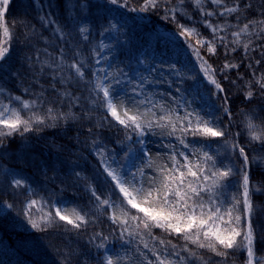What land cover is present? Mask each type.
Returning <instances> with one entry per match:
<instances>
[{"label":"snow or ice","instance_id":"1","mask_svg":"<svg viewBox=\"0 0 264 264\" xmlns=\"http://www.w3.org/2000/svg\"><path fill=\"white\" fill-rule=\"evenodd\" d=\"M134 2L76 0L71 7L65 4V8L95 9L97 20L107 21L101 36L126 26L125 11L161 13L177 29L174 35L184 38L200 76L212 86L209 95L222 101L220 111L228 117V124L223 123L208 96L198 88L196 93L204 107H193L195 98L188 99L179 87V97L160 94L153 98L145 90L152 83L147 77L134 83L123 69L109 71L75 59L81 52L74 48L66 54L71 41L66 39L64 29L56 19L49 18L54 14L42 16L44 26H51L53 35L64 44L55 50V55L44 49L50 59L41 62L36 55L26 57L25 62L33 71L34 63L40 62L41 74L49 70V87L68 110L46 106L47 90L36 77L33 80L39 84L38 93L29 87L23 89L25 95L34 98L25 99L0 88V148L7 147L6 139L68 126L69 121L92 120V114L102 110V118L88 126L87 132L92 137L90 154L96 157L105 182L102 192L95 185L88 186L91 217L71 202L53 204L43 199H29L24 214L34 229L44 231L51 226L65 231L75 229L77 233L86 232L103 217L109 222L108 234L97 231L89 239L95 250L91 264H237L238 260L240 264H264V249L257 247L264 244V210L254 200L264 194V179L253 180L254 172L264 169V0H138L133 6ZM10 3L11 0H0V30L4 37L0 41V73L11 72L23 84L19 73L5 67L12 52L13 33L6 22ZM197 25L206 29L209 36L205 37ZM78 32L87 42L92 28L78 27ZM32 36L27 33L25 41L30 43ZM98 49L92 50L97 66L110 59L103 40ZM220 51L225 59L218 71L209 58ZM237 51L242 53L239 63L229 59ZM241 64L250 73L243 85V103L248 111H241L247 147L239 140L241 133H235L233 139V113L222 83L229 80L233 70L243 80L239 75ZM168 70L176 78L166 81L169 87L176 81L197 80L196 74L178 66V61L170 63ZM81 83L90 93L83 99L72 90ZM121 84L131 85V89L117 90ZM231 84L236 85V80H231ZM73 108H80L79 116ZM104 130H115L114 143L119 149L104 143ZM121 135L123 140L119 139ZM149 137L167 141L159 143L162 151L153 153ZM253 145L259 147L252 148ZM66 150L60 147L61 152ZM46 163L55 171L51 162ZM0 171L13 176V189H23L15 195L27 196L32 191L23 178H15L11 171L2 168ZM72 171L78 180L87 182L81 172ZM33 209L41 213L39 219H33ZM69 209L74 219L69 218ZM57 221L71 228L65 229ZM73 255L78 254L66 253L63 264H71Z\"/></svg>","mask_w":264,"mask_h":264},{"label":"trees","instance_id":"2","mask_svg":"<svg viewBox=\"0 0 264 264\" xmlns=\"http://www.w3.org/2000/svg\"><path fill=\"white\" fill-rule=\"evenodd\" d=\"M92 2L95 3L96 0H92ZM258 2L259 0H257ZM75 3L76 0H11L6 14V22L10 27V32L13 33L12 52L5 67H10L13 72L19 73L24 83H19L11 72L0 73V88H6L12 94L24 96L25 99L34 98L25 95L23 89L29 87L33 92L38 93L39 84L34 83L33 80V77H36L47 90L45 92L46 106L50 105L62 111L68 110L67 104L61 102L49 87V70L45 69L44 74H41L38 71L41 67L40 62L34 63L35 71L29 69L25 62L26 57L34 58L36 55H39L41 62L50 59L44 49L48 48L55 55V50L64 44L58 36L53 35L51 26L45 27L40 19V17L51 13L54 15L49 18L59 22V25L64 29L66 39L71 41L66 46V54L69 49L74 48L81 52V56L74 57L75 59H84L86 63L94 67L108 68L109 71L123 69L129 73V77L134 78V83L139 82L141 77H147L152 83L146 86L145 90L153 98H159L160 94L179 97V93L176 92V88L179 87L188 99L195 98L193 107H204V103L196 93L198 88L208 96V102L213 105V109L222 118L223 123L228 124V117L224 115L223 111H220L222 101L215 95H209L212 86L207 85L200 76L191 51L184 45V38L174 35L177 29L165 20L161 13L137 14L125 11L126 26L101 36L100 32L107 21L97 20L98 13L95 9L66 11L65 4L71 7ZM137 3L138 0H135L133 6H136ZM78 12H81L82 15H78ZM190 14L197 16L194 11H190ZM184 22L187 23V21ZM13 25L15 27H12ZM83 26L92 28L90 39L87 42L82 40L78 32V27ZM197 27L205 37L209 36L206 29L200 25ZM27 33H33L30 43L25 41ZM68 33H71V36H68ZM45 38L48 40L47 44ZM1 39L2 30H0ZM101 40L107 45L106 52L110 55V59L97 66L92 50L93 48L98 49ZM200 51L203 54L204 50L200 49ZM145 53L147 55H144ZM161 53H164L163 57H161ZM241 57L242 53L237 51L231 54L229 59L239 63ZM224 59L223 51H220L217 56L210 57L209 62L219 71ZM177 61L178 66L186 67L190 73L196 74L197 80H187L183 83L176 81L169 87L166 81L171 82L176 78L170 74L168 65ZM239 75H242L244 79H238L237 71L233 70L229 80L222 81V83L228 93L233 113L230 126L233 139L235 133H241L239 140L247 147L241 111H248L243 103V85L249 79L250 73L244 64H241L239 68ZM86 78L92 79L91 76H86ZM231 80H236V85H232ZM57 87L63 90L61 85H57ZM124 87L131 89V85L121 84L117 90ZM72 90L82 99L90 95L83 83L74 86ZM72 111L78 116L80 115V108H73ZM101 118L102 110L93 113L92 120L69 121L68 126L46 129L40 133H29L24 138L17 136L12 140L6 139L7 147L0 148V168L11 171L15 178L26 180L32 191L27 196L15 195V192H22L23 189H13L10 186L13 176L6 175L5 171H0V264H63L64 256L69 252L78 254L72 256L71 264H84V261H89L91 264V257L95 255V250L89 244V239L97 231H103L105 235L108 234L109 222L107 220L101 217L95 226L90 225L87 231L82 233H77L75 229L65 231L51 226L41 231L32 228L31 222L24 214V205L29 199L50 200L53 204L60 201L71 202L72 206H78L88 211L91 217L92 204L88 186L89 184L95 185L98 192H102L105 177L99 171L96 157L90 154L92 137L87 132V127ZM101 139L109 148L117 147L119 149V146L114 143L117 139L115 130H104ZM119 139L123 140V136L121 135ZM148 142L155 153L162 151L158 147L159 143L167 141L149 137ZM61 146L67 150L61 152ZM251 147L258 148L259 146ZM249 150L251 152V149ZM46 161L54 165L55 171L49 168ZM73 169L81 172L87 182L78 180ZM262 179H264V169L255 171L254 182H259ZM254 200L256 206L264 210V194H258ZM8 204L13 206L9 208ZM70 211L69 209V218L74 219ZM40 215L41 213L37 209H33V219H39ZM57 223L64 224L60 221ZM64 228L70 229L71 226L64 224ZM257 247L264 249V244H258ZM237 264H240L239 260Z\"/></svg>","mask_w":264,"mask_h":264},{"label":"rangeland","instance_id":"3","mask_svg":"<svg viewBox=\"0 0 264 264\" xmlns=\"http://www.w3.org/2000/svg\"><path fill=\"white\" fill-rule=\"evenodd\" d=\"M3 39H4V37H3V34H2V39L0 41H2Z\"/></svg>","mask_w":264,"mask_h":264}]
</instances>
